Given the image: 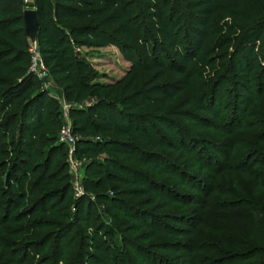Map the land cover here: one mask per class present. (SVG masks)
Returning <instances> with one entry per match:
<instances>
[{
  "label": "trees",
  "instance_id": "trees-1",
  "mask_svg": "<svg viewBox=\"0 0 264 264\" xmlns=\"http://www.w3.org/2000/svg\"><path fill=\"white\" fill-rule=\"evenodd\" d=\"M31 6L43 72L70 105L83 197L71 198L67 166L54 162L62 149L55 134L60 112L48 90L40 88L42 80L29 72L25 7L21 0H0V172L7 167L0 174L2 248L10 242L3 234L29 235L51 227L28 239L30 246L17 245V252L51 242L61 250L80 225L90 253L100 254L101 244L89 228L95 219L89 192L111 216L113 228L127 224L142 241L187 235L182 228L190 226L187 217L165 215L164 209L192 207L204 190L199 172L213 171L209 164L214 161L200 148L207 145L214 154L217 148L208 140L201 144L192 133L229 136L241 128L251 98L264 94V0H32ZM107 48L128 66L118 79L101 82L89 59ZM196 63L212 65L223 75L198 82L200 76L189 73ZM167 77L182 85L175 87ZM199 87L200 100L169 107L181 91L194 94ZM225 101L231 109L220 123ZM190 104L193 109L184 110ZM261 115L264 128V110ZM201 154L205 161L198 163ZM256 166L249 165L247 173L254 187ZM98 225V232L105 231ZM80 241L77 254L84 245ZM185 243L152 244L156 252L127 248L141 263L151 264L146 254H191ZM243 254L264 256V244Z\"/></svg>",
  "mask_w": 264,
  "mask_h": 264
},
{
  "label": "rangeland",
  "instance_id": "rangeland-1",
  "mask_svg": "<svg viewBox=\"0 0 264 264\" xmlns=\"http://www.w3.org/2000/svg\"><path fill=\"white\" fill-rule=\"evenodd\" d=\"M204 58L207 61H209V58L212 60L211 56H204ZM89 60L100 76L99 81L101 82L118 79L128 66L114 48H107L95 54V56L93 55ZM217 64H219L218 61L214 66H218ZM199 66L200 64L196 63L189 69V73L200 76L198 82L211 83L217 76L223 75L222 71H218L214 67L211 68L212 65L209 67L206 64L204 68H199ZM41 75L39 73V76ZM166 80L175 83V87L182 85H179L180 81L174 77H167ZM40 88L48 90L51 98L57 102L60 112L61 95L57 91H53L54 89L52 90L49 85L40 84ZM197 90L198 92L194 94L181 91L169 104V107L182 108L179 106L181 104L186 106L192 98L200 100L204 95L201 91L203 89L199 87ZM225 95L229 96V94ZM262 96L251 98L252 101H249L250 105L241 120V128L233 131L229 136L221 135L220 131H196L192 133L195 140L201 144L208 140L209 144H213L212 146L217 148L218 153H210L207 145L202 144L200 148V153L211 157L214 163L211 161L209 164L213 170L211 173L207 171L199 172V176H203L204 190L195 197V204L186 209L179 208L178 204H172L164 209L165 215L187 217L186 224L190 226H182V228H186L187 235L186 233L179 237L159 235L151 237L148 241H142L138 238V233L131 230L127 224L120 225L118 223L116 229L113 228L114 223L111 221V216L104 213L102 205L97 202L94 194L89 192L85 194L90 199V214L95 218L90 223L89 228L101 244L102 252L100 254L90 253L91 251L87 247L88 239L83 237L85 233L80 225L73 227L70 234L71 239L68 240L70 242L68 247L65 244L63 249L60 250L55 245L53 247V242H51L45 248H24L25 254H21V251L17 252L20 248L17 245L22 243V246L27 244V246H30L28 239L54 230V228L46 227L29 235L24 233L18 235L3 234L2 237L10 242L4 249L0 242V253L3 252V254H0V262L6 263L8 260H12L13 263L20 262L19 264H143L132 255L135 253L128 249L127 245L131 248L134 246L132 249H142L143 247L154 252L155 248L151 247L152 244L180 240L191 247V254H186V252L178 254L149 253L144 257L151 264H264V256L257 257L258 254H243L245 251H249L250 247L264 244V165H261L264 164V128L261 125V114L264 105H260V100L264 98V94ZM90 101H95V99ZM90 101L85 104L90 103ZM228 102H231V98ZM228 102H223L219 108L218 122L220 123L227 119L230 113L231 107ZM193 107L190 104L184 110L186 108V110L193 109ZM58 120L55 133L57 138L60 128L64 124L61 114ZM67 122L72 131L73 123L69 115ZM71 152L70 154L68 146L62 144L61 153H58V158L54 162L66 164L71 185L70 196L73 200H77L83 197V191L80 196L74 197L75 188H78V185L81 186L82 162L76 159L74 149ZM38 160L40 159H35L34 162H38ZM203 160L204 157L201 154L198 163L205 161ZM254 163L257 166L251 171V177L258 181L257 187L252 185L247 176V173L250 172L249 165ZM70 164H75V169H73L75 172L70 168ZM6 169L7 167H4V170L0 172L1 176H3ZM239 170H242V172H239ZM75 184L77 185L75 186ZM72 211L73 208H70L69 212L72 213ZM166 222H169V220L167 219ZM97 224L100 227L103 226L105 231L98 232ZM3 226L0 225V228H3ZM79 241L84 244L79 246L81 254H77L76 250ZM14 249L16 255H14ZM157 256H161L162 260H158ZM247 256H253V259L244 262L243 260Z\"/></svg>",
  "mask_w": 264,
  "mask_h": 264
},
{
  "label": "built area",
  "instance_id": "built-area-1",
  "mask_svg": "<svg viewBox=\"0 0 264 264\" xmlns=\"http://www.w3.org/2000/svg\"><path fill=\"white\" fill-rule=\"evenodd\" d=\"M32 0H21V3L25 7V9H33L31 6ZM28 54H29V72L34 74L36 77H38L39 73L44 71V66L42 64L41 58L39 56V53L36 49V46H33L29 44L28 48ZM70 105H68L66 102L62 100L61 106H60V114L62 116V120L64 121V124L61 126L59 134H58V142L61 144H64L65 146H68L70 148V154L71 151L74 149V143L76 138L71 132L69 123L67 122L68 118V112H69ZM66 122V123H65ZM70 168L72 171L75 172V164H70ZM73 172V173H74ZM77 184H75L76 186ZM74 186V187H75ZM82 194V188L78 185V188H75L74 190V197H78Z\"/></svg>",
  "mask_w": 264,
  "mask_h": 264
},
{
  "label": "water",
  "instance_id": "water-1",
  "mask_svg": "<svg viewBox=\"0 0 264 264\" xmlns=\"http://www.w3.org/2000/svg\"><path fill=\"white\" fill-rule=\"evenodd\" d=\"M24 33L29 43L36 45L37 21L33 9H25L22 14Z\"/></svg>",
  "mask_w": 264,
  "mask_h": 264
},
{
  "label": "crops",
  "instance_id": "crops-1",
  "mask_svg": "<svg viewBox=\"0 0 264 264\" xmlns=\"http://www.w3.org/2000/svg\"><path fill=\"white\" fill-rule=\"evenodd\" d=\"M40 74H42L41 76L38 75V79H41V84L42 85H49L51 88H54V84L51 80H49V78L47 77L45 72H41ZM62 100V99H61Z\"/></svg>",
  "mask_w": 264,
  "mask_h": 264
}]
</instances>
